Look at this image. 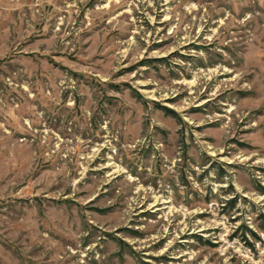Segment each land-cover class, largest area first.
<instances>
[{"label":"rangeland","instance_id":"374dc122","mask_svg":"<svg viewBox=\"0 0 264 264\" xmlns=\"http://www.w3.org/2000/svg\"><path fill=\"white\" fill-rule=\"evenodd\" d=\"M0 264H264V0H0Z\"/></svg>","mask_w":264,"mask_h":264},{"label":"trees","instance_id":"16d2710c","mask_svg":"<svg viewBox=\"0 0 264 264\" xmlns=\"http://www.w3.org/2000/svg\"><path fill=\"white\" fill-rule=\"evenodd\" d=\"M168 110V109H167ZM168 111H170V110H168Z\"/></svg>","mask_w":264,"mask_h":264}]
</instances>
